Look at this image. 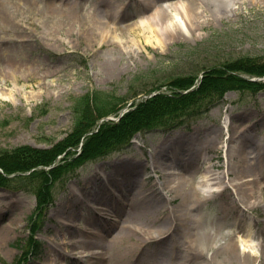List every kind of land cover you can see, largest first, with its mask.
Listing matches in <instances>:
<instances>
[{
    "label": "rangeland",
    "instance_id": "rangeland-1",
    "mask_svg": "<svg viewBox=\"0 0 264 264\" xmlns=\"http://www.w3.org/2000/svg\"><path fill=\"white\" fill-rule=\"evenodd\" d=\"M181 1L189 19L187 34L176 32L159 46L154 33L139 27L140 18L145 19V12L154 6L143 0H0V159L9 163L7 153L18 148L46 151L60 146L74 129L80 102L91 93H112L122 104L115 113L97 118L89 136L102 123L120 122L122 111L131 112L149 100L145 97L151 92L190 93L199 87L203 72L212 68L248 61L254 69L264 67V0H224V9L216 10L205 6L209 0ZM105 21L113 23L110 31L118 36L108 33L101 43L99 25ZM233 75L254 87L226 90L193 118L183 116L178 127L130 133L126 143L109 146L106 154H111L74 167L77 170L66 180L44 185L29 171L6 174L0 169V264H46L57 250L66 254L65 264H233L226 254L231 253L228 244L234 236L222 235L221 229L238 230L244 235L239 244L246 243L245 248L236 246L238 252L247 255L249 264H264V180L249 185L248 206L235 211L231 205L239 202L240 195L227 182L233 175L223 180L230 163L228 149L244 145L248 162L264 146V76ZM177 81L190 86L177 88ZM137 92L142 93L136 97ZM78 145L64 148L51 165L35 170L48 176L54 167L78 159ZM235 156L240 153L233 162ZM100 164L103 180L93 177ZM208 165L221 175L220 184L196 183ZM178 169L195 172L190 186L197 193L187 199L174 194L170 201L167 172ZM110 182L130 183L132 189L110 204L105 196ZM70 184L77 190L72 192ZM222 186L229 195H218ZM38 190L48 196L47 202ZM138 193L140 201L134 199ZM220 197L226 198L225 205ZM93 200L107 205V211L89 209ZM139 203L145 204L141 221L135 215ZM73 206L72 226L66 228L65 212ZM88 213L93 222L87 233L80 228ZM126 223L138 233L122 229ZM170 224L173 236L165 242L141 243L140 231L151 233ZM63 234H81L85 241L96 243L86 248L101 254L87 261L77 258L80 254H73L70 245L56 247ZM199 250L209 251L208 255L201 256Z\"/></svg>",
    "mask_w": 264,
    "mask_h": 264
},
{
    "label": "trees",
    "instance_id": "trees-1",
    "mask_svg": "<svg viewBox=\"0 0 264 264\" xmlns=\"http://www.w3.org/2000/svg\"><path fill=\"white\" fill-rule=\"evenodd\" d=\"M235 62L239 63L241 61L237 60ZM246 65H249V67ZM246 65L239 66L231 64L223 68H212L209 72L204 73L200 85L196 90L187 94L180 92H172L168 96L158 94L147 101L141 102L134 110L125 114L120 122L114 125L102 123L98 130L88 137L85 134L91 130L97 118L102 119L115 113L122 104V101L120 102L115 99L112 93L103 92L101 95L100 93H91L89 99L80 102V104L82 103V107L77 111L79 117L76 120L74 129L61 142L60 146L46 151H36L28 148L15 149L7 153L9 155V163H7L4 157L0 159V169L6 174L34 170L29 173L32 174L34 181L38 180V182H42L44 185H50L55 181L67 177L74 171V167L81 165L87 160H92L100 154L106 153L110 150L109 146L112 143H126L130 133L150 131L155 128L166 129L174 126L178 127L182 124L181 118L183 116L184 118H193L199 112L200 107L220 99L226 90H237L245 86L254 87L255 84L239 79L233 74L243 72L248 76L261 77L264 76V67L254 69L251 66L253 65L251 61L246 62ZM178 78L180 77L177 76L174 79L177 80ZM176 84L172 85H176L177 88L182 89H188L190 86L189 82L186 84H178L177 81ZM141 93L137 92L135 96ZM96 95L98 98L95 97ZM131 98L127 99L126 102ZM176 120L179 121L176 123L174 122ZM82 139L84 143L78 159L70 160L64 166L54 167L48 176H44L42 171L35 170L39 166L51 165L52 161L64 152V148L77 146ZM12 164L14 167H11ZM38 193L43 195V202H47L48 196H44L45 194L40 192V190H38Z\"/></svg>",
    "mask_w": 264,
    "mask_h": 264
},
{
    "label": "bare ground",
    "instance_id": "bare-ground-1",
    "mask_svg": "<svg viewBox=\"0 0 264 264\" xmlns=\"http://www.w3.org/2000/svg\"><path fill=\"white\" fill-rule=\"evenodd\" d=\"M155 2H157V0H153ZM152 2H149L148 4L151 5ZM158 4L156 6H153L151 9H149L148 11L145 12V19H141L139 21V27H141V29H143L142 31L145 33V30L147 29L149 33H154L155 36V40L158 43L159 46H164L163 44L165 43L164 41L169 37L174 35L176 32L182 33V34H187V29H188V25H187V21L189 22V19H186L185 14L187 12L186 6L184 5V3L181 0H159V2H157ZM217 1L216 0H209L205 6L206 7H210V8H223L224 6V0L219 1V4H216ZM202 4V3H201ZM224 9V8H223ZM118 9H114L111 11V15L114 16L115 14H117ZM110 24H113L112 22H108L105 21L102 23V26H100V31L98 34V39L101 43H104L106 40V37L108 36V33H114L116 34L114 36V38H116L118 36V34L114 31H110ZM150 40V38H149ZM1 95V94H0ZM227 120V119H226ZM229 123V125L231 124V122H226ZM225 123V124H226ZM226 127V126H225ZM236 148V147H235ZM244 145H240L237 150L235 149H228L229 151V155H227L228 160H229V166H227V170L223 172V180L226 179V177H229V175H233L231 177V179L229 178L227 180V182L229 183V185L234 189H236V191L239 193L240 198H239V202H233L231 205V210L235 211L236 209H238L240 206H248V201H246L245 199H247L246 197H252L251 193H248L249 190H251V188L249 187V185H256V183H259V181L264 180V158H263V150H264V146L259 147V149L257 150V155L255 156H250L252 158L249 159V161L247 162L245 157L243 156V152H244ZM240 151V152H239ZM236 153H240V156H235L237 158V160L235 162L232 161L234 155H236ZM248 158V157H247ZM251 160V161H250ZM128 163H123L121 166H126ZM154 169H156L155 166H153ZM211 166H207L203 169V174H202V179H201V185L206 186V185H210L211 187L214 185H217V183L220 184L221 181V175L217 172H214V170H212L210 168ZM167 174L171 177V182L168 183L167 182V189H166V198L173 200L174 198V194H177L179 196L184 197L185 199H187L190 196H193V194L196 192L193 187L190 186V184L193 181V176L195 175V172L189 171V172H183L180 171H173V172H167ZM199 174V173H198ZM95 175H100L103 176L104 175V170H103V164L100 165H96L94 167L93 170V176ZM197 175V174H196ZM147 178L143 177L142 181L145 182ZM189 183V186L187 185ZM222 183V182H221ZM73 185L74 184H70L69 188L72 189V191L77 190L76 188L73 189ZM120 185V184H119ZM119 185H115V186H119ZM113 187V186H112ZM223 189H221V191L218 193V195H224V193L226 195H229V191L228 188L226 186H222ZM109 196H117V193H123L125 192V190L123 189V187L119 188V189H108L107 190ZM214 191H210L209 193H213ZM197 193V192H196ZM214 194V193H213ZM139 193L137 195H135V199H139ZM215 195H212V197ZM221 198V204L225 205L226 204V198L224 197H220ZM93 204L97 205L99 204L98 202H93ZM90 205V203H89ZM117 208V205H115ZM76 206L70 207L68 212H65V223H63V225H66V228H71V222L73 220V216H74V208ZM83 207H84V203H83ZM95 209H100V210H105V208L102 207V205L100 204V208L99 206L96 207ZM145 216V215H144ZM264 216V213H263ZM127 218V216L125 217ZM124 218V219H125ZM170 222V219L169 221ZM85 227H82V229L87 230L89 229V224L87 222H84ZM75 226V224L73 225V227ZM135 229H133L132 226H130L129 224L126 223V225L123 226L122 229L124 230H129L131 232H136L138 233V228L134 227ZM173 228L172 224L168 225L167 227H165L164 229H158V231H151V233L149 232H143L140 231V235L142 238V242L141 243H145V244H150V243H157L159 241H161L162 239H164L165 237H169L171 235V233L169 232L170 229ZM97 234V233H96ZM70 235V234H68ZM63 234L58 243H55V246H59V245H66V244H71L72 246L74 245V243L71 240H74L75 242H78L79 248L82 247L85 250H82V254L81 257L78 258H83V257H87L86 259H88L90 261V257L92 258H96V254H101V252H99L98 249L94 250H90L88 251V249L86 248L87 245L90 244H96L94 241H85L83 236H79L80 238L78 239L77 236H68ZM96 237H100V235H95ZM211 243H209V245L213 244V238L210 239ZM82 242V243H80ZM165 242V241H164ZM231 246L232 248L229 249L228 248V252H231L230 255L226 254V260H228L230 258V256H232V258H230L231 263L233 264H249L248 262V257H246L247 255H245V253H241L238 252L237 249V243L236 241H230L228 244V247ZM202 246H199V248H201ZM220 249V248H219ZM234 249V253L232 254V250ZM75 250V249H74ZM201 251V254H205L208 255L209 251H205V253H202V251L204 250H199ZM200 254V255H201ZM212 257H215L218 254L212 253ZM51 257V256H50ZM211 257V258H212ZM53 258V259H52ZM59 260L60 262H62V259L59 255L58 250L54 252L53 257L49 258L47 257L45 259L46 264L47 261H49V263L51 261L54 260ZM253 262V261H252Z\"/></svg>",
    "mask_w": 264,
    "mask_h": 264
}]
</instances>
